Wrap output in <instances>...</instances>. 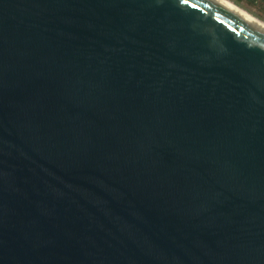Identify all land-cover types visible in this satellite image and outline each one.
Returning <instances> with one entry per match:
<instances>
[{"label":"water","instance_id":"95a60500","mask_svg":"<svg viewBox=\"0 0 264 264\" xmlns=\"http://www.w3.org/2000/svg\"><path fill=\"white\" fill-rule=\"evenodd\" d=\"M0 264H264V25L0 0Z\"/></svg>","mask_w":264,"mask_h":264},{"label":"rangeland","instance_id":"374dc122","mask_svg":"<svg viewBox=\"0 0 264 264\" xmlns=\"http://www.w3.org/2000/svg\"><path fill=\"white\" fill-rule=\"evenodd\" d=\"M254 16L264 20V0H232Z\"/></svg>","mask_w":264,"mask_h":264},{"label":"bare ground","instance_id":"6f19581e","mask_svg":"<svg viewBox=\"0 0 264 264\" xmlns=\"http://www.w3.org/2000/svg\"><path fill=\"white\" fill-rule=\"evenodd\" d=\"M224 2H226L229 5H232L233 7H235L236 9L241 10L242 12H244L245 14H247L248 16H250L252 19H254L255 21H257L259 24L264 25V20L254 16L252 13H250L248 10H246L245 8H242L241 6H239L238 4H236L234 1L232 0H223Z\"/></svg>","mask_w":264,"mask_h":264}]
</instances>
